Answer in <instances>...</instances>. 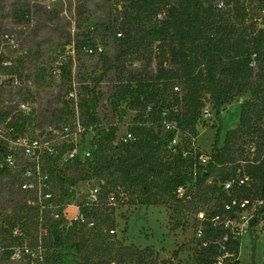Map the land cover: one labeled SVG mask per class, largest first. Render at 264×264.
<instances>
[{
	"label": "rangeland",
	"instance_id": "rangeland-1",
	"mask_svg": "<svg viewBox=\"0 0 264 264\" xmlns=\"http://www.w3.org/2000/svg\"><path fill=\"white\" fill-rule=\"evenodd\" d=\"M245 2L247 23L258 27V1ZM156 12L162 18L163 6ZM139 29L124 0H0V129L5 131L10 118H22L29 138H45L53 145L58 142L57 131L68 126L75 144L55 150L62 151L58 167L70 179L90 167L92 150L90 158H83V152L91 146L98 122L116 126L118 139L143 130L166 137L174 130L168 117L179 109L172 97L183 93L181 83L161 89L157 103L140 109L127 106L119 93L131 74L154 76L162 58L156 44L141 42ZM247 83L241 90L235 86L231 102L217 117L204 100L203 108L208 106L210 114L201 112L191 141L206 153L218 128L219 146L227 131H236L239 142L251 139L239 132L240 103L250 99L241 92ZM92 96L98 97V122L90 120ZM76 118L81 133L75 132ZM174 136L176 148L182 149L187 134L174 132ZM70 149L77 156L67 160L63 153ZM169 153L168 148L161 152ZM0 167L5 168L0 169V264H24L25 259L12 258L24 244L41 247L43 260L36 264H196L193 248L200 222L216 195L194 197L197 189L192 182L184 190L187 197L170 192L162 194L163 203L141 205L137 203L141 190L116 186L112 176L65 185L73 195L63 203L59 185L52 180V198L40 206L36 196L19 188L18 169H6L3 161ZM94 187L99 192L96 201H90L87 219L74 221L75 206L80 207L85 192ZM60 219L61 247L54 249L49 231ZM242 221L234 223L240 235L239 264H264V224L250 233ZM100 224L105 231L97 227Z\"/></svg>",
	"mask_w": 264,
	"mask_h": 264
},
{
	"label": "trees",
	"instance_id": "trees-1",
	"mask_svg": "<svg viewBox=\"0 0 264 264\" xmlns=\"http://www.w3.org/2000/svg\"><path fill=\"white\" fill-rule=\"evenodd\" d=\"M124 1L140 25L141 42L147 46L156 44L162 58L154 76L131 74L119 93L124 95L127 106L140 109L157 103L161 89L181 83L183 93L172 97L179 109L168 117L175 129L164 138L143 130L132 141L123 142L117 138L116 126L98 122V97L92 96L88 111L90 120L98 123L90 146V167L74 179L65 177L58 167L62 151L44 156L43 167L50 179L58 183L62 203L73 195L65 185L102 181L106 176L115 177L116 186L139 188L137 203L141 205L163 203L162 194L170 192L177 197L176 189L182 187L186 191L192 182L191 186L197 189L194 197L216 195L212 197V208L200 222V237L193 248L196 264H239L240 235L234 223L253 204L247 231L254 233L258 224L264 222V0H256L258 27L247 23L250 17L245 0ZM159 5L164 8L160 19L156 12ZM145 20L153 23L145 24ZM246 82L247 87L241 92L250 99L240 103L239 132L251 139L239 142L236 131H227L219 146L218 128L211 151L206 153L191 141L196 136L204 100L217 117L231 102L235 86L241 90V84ZM5 128L8 134H25L22 118H10ZM174 132L187 134L182 149L169 147ZM166 148L170 153L162 155ZM9 152L7 144L0 140V161ZM201 155L208 157L205 164L199 160ZM241 174L249 176L247 184L233 183L224 189L227 181ZM183 195L187 197L186 192ZM62 222L63 219L54 221L49 231L54 249L61 247ZM97 227L104 230L103 224ZM251 252L253 258V244Z\"/></svg>",
	"mask_w": 264,
	"mask_h": 264
},
{
	"label": "built area",
	"instance_id": "built-area-1",
	"mask_svg": "<svg viewBox=\"0 0 264 264\" xmlns=\"http://www.w3.org/2000/svg\"><path fill=\"white\" fill-rule=\"evenodd\" d=\"M202 115H209L210 109L208 106L202 109ZM172 126V124H169ZM175 129V125H174ZM75 132L81 133L83 131V127L81 126L79 119L76 118L75 121ZM56 135H59L56 140L57 143L51 145L47 140L44 139H32L29 138L26 134L22 135H12L8 134V130L2 131L0 129V140L4 141L7 144L10 152L7 156L2 160L3 164L7 169H18L20 183L19 188L24 191L31 193L36 196L37 203L40 206H44L45 202H49L51 200L52 195L49 192L52 179H50L48 172L43 167V158L46 155L55 154V147H63V146H71L75 144L71 137V131L68 126H62L60 131H57ZM176 136L172 138L169 146H176ZM134 136L131 133H127L124 138L119 140L123 142L132 141ZM253 151V148H250V152ZM62 156V155H61ZM60 156V157H61ZM63 156L67 157V160H72L77 156L75 149H70L63 153ZM90 158V145L87 147L86 152H83V158ZM252 155L250 156V158ZM19 158H22L19 160ZM208 157L206 155H201L199 160L201 163L205 164ZM90 180L86 181V184H89ZM249 182V176L246 174H241L235 177L234 180L227 181L224 184V189H228L233 183L237 185H244ZM98 188L94 187L90 190V188L85 192L82 207L75 206L76 212L71 217L74 221H84L87 219V214L89 213L90 201L93 203L96 201L98 196ZM178 196L184 193V189L182 187H178L175 191ZM113 199V196H111ZM247 203V201H245ZM260 205V202L256 203ZM255 204H253L250 211H244L241 213L240 219H243L242 226L244 228H248L250 224V220L252 219L253 209ZM85 210V211H84ZM238 223V222H237ZM236 223V224H237ZM260 224H264V222H260ZM43 251L40 246L30 247L27 244L22 245L20 248L15 249L12 254L13 259H25L24 264H35L41 262L43 260Z\"/></svg>",
	"mask_w": 264,
	"mask_h": 264
}]
</instances>
